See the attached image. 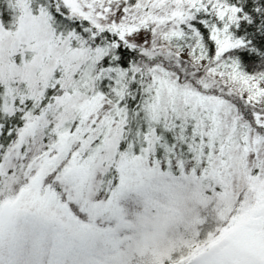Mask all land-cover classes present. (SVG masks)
Returning <instances> with one entry per match:
<instances>
[{
    "label": "snow or ice",
    "instance_id": "obj_1",
    "mask_svg": "<svg viewBox=\"0 0 264 264\" xmlns=\"http://www.w3.org/2000/svg\"><path fill=\"white\" fill-rule=\"evenodd\" d=\"M0 264H264V0H0Z\"/></svg>",
    "mask_w": 264,
    "mask_h": 264
}]
</instances>
